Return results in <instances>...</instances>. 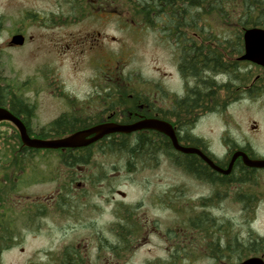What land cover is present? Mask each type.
<instances>
[{"label":"flooded vegetation","instance_id":"1","mask_svg":"<svg viewBox=\"0 0 264 264\" xmlns=\"http://www.w3.org/2000/svg\"><path fill=\"white\" fill-rule=\"evenodd\" d=\"M55 2L62 8L68 6L74 15L54 19L50 12L45 24H77L83 14L110 21L119 12L115 0ZM142 22L146 29L151 28L144 19ZM154 25L158 42L171 55L175 75L184 82L182 92L164 81L167 74L150 85L130 81L116 85V77L122 73L111 67L96 69L95 84L84 96L62 84H32L25 96H11L14 109L0 106L16 115L32 138L60 139L95 125L154 118L166 122L181 145L199 148L224 170L237 150L251 158H264V150L255 143L237 145L221 158L195 130L201 115L197 110L209 108L218 99L214 94L220 92L215 104L248 103L256 108V116L248 127H240V135L264 138V65L240 59L245 52V29L264 28V24H232L222 33L234 36L221 40L231 45L219 46L218 60L213 61L208 50L214 43L209 33L215 31V25ZM234 42L240 43L239 49ZM201 45L207 52L196 62L203 69L195 72V61L184 53ZM42 94L49 99L47 105ZM0 127L1 136L18 133L20 137L11 121H0ZM94 136L91 133L85 139ZM23 145L4 149L0 162V261L5 252L17 248L25 252V237L49 236L52 231L63 241L57 255L42 248L21 264H191L198 252L209 253L213 264H241L248 257L264 261V237L251 236L253 252L243 258L241 237L228 233L220 223L225 216H216V207L229 199L241 212L245 204L250 211L247 215L257 218L264 199V181L258 175L264 174V168L245 165L241 156L223 173L200 155L176 149L170 135L156 129L108 133L75 148ZM161 168L168 175L180 169L188 181H178L173 175L170 181H163ZM138 171L157 178L130 181L142 189L140 196L131 197L118 186L122 177L128 180ZM48 181L55 183V191L44 186ZM38 185L41 187L36 189ZM139 253L145 254L141 260H137Z\"/></svg>","mask_w":264,"mask_h":264},{"label":"rangeland","instance_id":"2","mask_svg":"<svg viewBox=\"0 0 264 264\" xmlns=\"http://www.w3.org/2000/svg\"><path fill=\"white\" fill-rule=\"evenodd\" d=\"M55 1L0 0V17L2 18L0 85L15 86L18 93L21 92L25 96L28 85L62 84L67 90L84 96L95 84L93 80L97 74L96 69L105 70L112 67L122 73L121 76L116 77V85H125L128 81L150 85L158 82L162 75L167 74L164 81L167 84L176 85L179 92H182L184 82L174 73L169 51L158 42L154 24H150V29L142 26L143 13H137L133 4L134 0H115L116 8L119 5L115 20L106 21L105 18L83 14L77 24H45L46 16L50 12L54 19H64L65 15H74L68 6L62 8ZM86 10L87 7L83 9V12ZM122 20L124 22H121ZM199 23L215 25L213 28L215 31L209 33L211 41L219 42L224 39L223 37L234 36L232 33L223 34L222 32L235 24L221 20L216 15L206 16V20ZM18 32L25 35V43L21 46H11L10 39ZM220 94V92L214 94L218 99L211 103L209 108L197 110L201 115L196 132L207 139L210 149L221 158L229 149L232 150L237 145L242 146L247 143H255L259 149L264 150V138L255 140L250 135L242 137L239 131L240 127L246 128L252 122L253 117L256 116V108L248 103L222 101L220 105L215 104L219 102ZM42 96L44 104L47 105L49 99L45 94ZM2 128L0 127V132ZM5 136H0V162L4 158L3 150L13 145V142ZM159 173L163 181H170L172 175L178 181H188L184 172L177 168L169 175L164 168H161ZM147 178L154 180L157 177L152 173L138 171L130 175L128 180L122 177L118 187L129 192V196L138 197L142 194V189L137 185H130V181H142ZM258 179L264 181V174L260 172ZM44 186L49 187L51 192L56 189L52 181H48ZM39 187L41 185L35 188ZM261 188L262 186H259V189ZM119 196L122 195L116 197L119 198ZM228 200L216 207L218 209L216 216H225L219 222L226 225L228 233H236L238 237H241V253L245 258L253 252L250 249L251 236L258 234L260 238L264 237V199L260 200L262 202L256 211L255 220L247 215L250 211L246 209L245 204L241 212L238 206ZM51 225L52 229H58ZM62 244L61 236L54 231L49 236H28L23 243L25 252H21L18 248L5 252L0 264H21L32 256L33 251L42 248L49 249L51 253L57 255ZM207 254L210 255L195 253V260L191 264H213V258ZM143 256L145 257V254L139 253L137 260L143 259Z\"/></svg>","mask_w":264,"mask_h":264},{"label":"trees","instance_id":"3","mask_svg":"<svg viewBox=\"0 0 264 264\" xmlns=\"http://www.w3.org/2000/svg\"><path fill=\"white\" fill-rule=\"evenodd\" d=\"M133 4L136 11H138L137 13L145 11L143 19L146 24H200L199 22L206 20V16L213 15L220 17L221 20L226 22L245 26L264 24V0H134ZM1 22L2 18L0 17V27ZM224 45L231 44L230 42L221 40L209 44L210 49L208 53L211 55L212 61L214 60L213 58L218 60V54L221 51L218 47ZM232 45L237 49L240 47L239 42H234ZM201 46L200 48L196 47L191 52L184 53L186 55L185 58L189 60L192 58L195 61L193 63V71L195 72L198 69H203L202 65H200L202 68H199L196 64L197 59L202 57L200 55H203L206 51L204 49L205 45ZM191 53L194 54V57L189 56ZM193 71L191 72L193 73ZM16 94L21 97L23 96L21 92L18 93L15 86L0 85V104L11 105L14 109L15 104L11 96ZM7 138L13 142L11 147L13 149L23 145L18 133ZM18 164L22 163L18 162Z\"/></svg>","mask_w":264,"mask_h":264},{"label":"water","instance_id":"4","mask_svg":"<svg viewBox=\"0 0 264 264\" xmlns=\"http://www.w3.org/2000/svg\"><path fill=\"white\" fill-rule=\"evenodd\" d=\"M26 37L23 33L18 32L12 35L9 44L11 46H21L25 43ZM245 52L240 59L251 60L264 65V28L250 27L244 32ZM11 121L20 132L21 141L25 146L34 148H75L92 143L108 133L123 132L130 133L141 129H156L162 130L170 135L176 149L185 153H195L200 155L212 168L217 171L228 173L234 164L235 160L241 156L243 163L250 167L264 168V158H251L244 151L237 150L233 153L232 159L227 170L222 169L217 165L212 158L204 154L197 147H186L178 142V139L172 129L167 127V123L158 119L150 118L138 121L133 124L108 123L100 124L91 127L90 129L75 132L69 136L60 139H38L32 138L27 133L24 123L14 115L8 108L0 106V121ZM91 133H96V136L90 139L85 137ZM241 264H264V261L258 257H248Z\"/></svg>","mask_w":264,"mask_h":264},{"label":"bare ground","instance_id":"5","mask_svg":"<svg viewBox=\"0 0 264 264\" xmlns=\"http://www.w3.org/2000/svg\"><path fill=\"white\" fill-rule=\"evenodd\" d=\"M184 19V18H183ZM186 22V21H185Z\"/></svg>","mask_w":264,"mask_h":264}]
</instances>
